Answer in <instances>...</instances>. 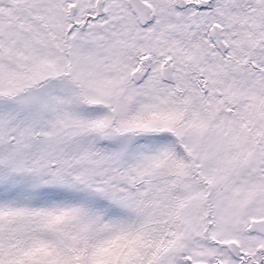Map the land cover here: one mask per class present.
Masks as SVG:
<instances>
[{
    "label": "snow or ice",
    "instance_id": "6c2138e0",
    "mask_svg": "<svg viewBox=\"0 0 264 264\" xmlns=\"http://www.w3.org/2000/svg\"><path fill=\"white\" fill-rule=\"evenodd\" d=\"M0 264H264V0H0Z\"/></svg>",
    "mask_w": 264,
    "mask_h": 264
}]
</instances>
